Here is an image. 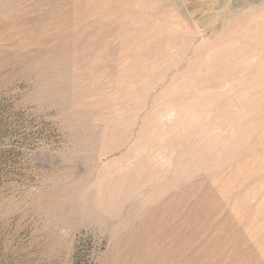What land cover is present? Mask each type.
I'll use <instances>...</instances> for the list:
<instances>
[{
  "label": "rangeland",
  "instance_id": "374dc122",
  "mask_svg": "<svg viewBox=\"0 0 264 264\" xmlns=\"http://www.w3.org/2000/svg\"><path fill=\"white\" fill-rule=\"evenodd\" d=\"M0 264H264V0H0Z\"/></svg>",
  "mask_w": 264,
  "mask_h": 264
}]
</instances>
